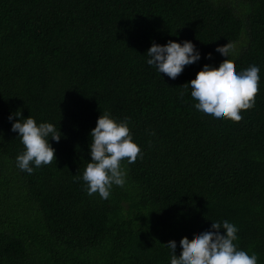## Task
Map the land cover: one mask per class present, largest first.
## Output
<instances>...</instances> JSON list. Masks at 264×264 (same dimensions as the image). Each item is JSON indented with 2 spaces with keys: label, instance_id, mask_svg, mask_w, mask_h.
<instances>
[{
  "label": "trees",
  "instance_id": "1",
  "mask_svg": "<svg viewBox=\"0 0 264 264\" xmlns=\"http://www.w3.org/2000/svg\"><path fill=\"white\" fill-rule=\"evenodd\" d=\"M169 40L201 53L175 79L146 62ZM228 44L237 71L259 66V91L241 121L215 122L183 86ZM17 110L62 133L31 174ZM104 112L142 153L108 199L82 179ZM224 220L264 264V0H0V264H170L167 244L180 256Z\"/></svg>",
  "mask_w": 264,
  "mask_h": 264
},
{
  "label": "clouds",
  "instance_id": "2",
  "mask_svg": "<svg viewBox=\"0 0 264 264\" xmlns=\"http://www.w3.org/2000/svg\"><path fill=\"white\" fill-rule=\"evenodd\" d=\"M233 52L229 44L217 49L216 54L225 60L221 67L214 71L205 66L183 86L191 89L190 95L195 101L196 111L215 122L225 119L241 121V111L254 107L259 91V66L251 65L237 71L234 64L226 62ZM146 57L147 64L160 75L164 73L175 79L184 71L185 66L197 63L201 53L191 41L169 40L164 45L153 42ZM8 119L15 120L11 130L18 133L24 145L23 152L16 157L19 169L31 174L35 168L48 165L55 159V149L49 141L61 140L60 129L49 122L38 124L32 116L25 118L19 110L10 114ZM90 137L91 160L82 179L86 182L88 197L98 193L102 199H108L113 185H125L126 171L137 160L138 154L142 158L141 149L133 141L127 119L117 121L108 112L99 116ZM238 231V227L227 220L222 223L212 221L210 229L196 236L193 242L185 239L180 243V256H177L176 243L166 245L170 252V264H258L256 253L249 254L238 248L235 243Z\"/></svg>",
  "mask_w": 264,
  "mask_h": 264
}]
</instances>
